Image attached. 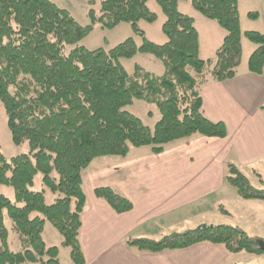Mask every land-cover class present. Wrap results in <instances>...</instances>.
<instances>
[{
    "label": "trees",
    "instance_id": "obj_1",
    "mask_svg": "<svg viewBox=\"0 0 264 264\" xmlns=\"http://www.w3.org/2000/svg\"><path fill=\"white\" fill-rule=\"evenodd\" d=\"M148 1L100 0L98 12L87 13L90 24L80 26L50 0H0V103L11 142L29 147L28 154L7 159L0 152V185L14 193L13 202L0 195V264H60L58 248L43 240L46 222L61 236L72 263L84 264L78 241L86 206L81 174L93 160L125 158L130 148L141 147L159 155L169 143L193 135L226 137L222 123L202 115L199 92L211 81L224 82L236 75L242 36L237 0H155L165 17L162 45L150 42L138 26L156 20ZM184 1L224 31L212 59L199 58L194 21L177 9ZM121 23L131 27L139 45L133 38L107 51L79 45L94 25L109 30ZM243 35L256 45L248 58V71L261 75L264 35L252 31ZM136 54L153 56L163 73L156 76L136 66L128 74L121 60ZM135 101L158 110L160 118L152 128L126 110ZM260 110L264 115V107ZM38 174L45 190L56 196L50 205L45 203L44 191L31 190ZM225 182L243 200L264 201V190L252 187L230 164ZM93 194L117 215L132 209L111 187L95 189ZM4 214L19 243L17 253L9 248ZM255 241L239 228L218 225L126 243L150 253L207 242L222 245L231 254H263Z\"/></svg>",
    "mask_w": 264,
    "mask_h": 264
},
{
    "label": "crops",
    "instance_id": "obj_2",
    "mask_svg": "<svg viewBox=\"0 0 264 264\" xmlns=\"http://www.w3.org/2000/svg\"><path fill=\"white\" fill-rule=\"evenodd\" d=\"M258 11L264 19V0ZM187 16L195 26L194 16ZM196 31L198 55L203 60ZM255 49L254 44L242 68L241 47L233 79L211 81L200 89L202 115L222 123L225 138L193 135L169 143L159 155H152L149 147L136 148L141 152L134 156L129 151L125 158L95 159L82 172L86 206L78 241L84 264H244L245 258L261 255L231 254L222 245L207 242L159 253L140 252L126 243L218 225L239 228L264 241V201L243 200L225 182L230 164L247 180L252 177L254 184L248 180L252 187L264 190V115L260 110L264 107V67L261 75L250 73L247 67ZM103 187L117 190L132 209L115 214L93 194Z\"/></svg>",
    "mask_w": 264,
    "mask_h": 264
},
{
    "label": "rangeland",
    "instance_id": "obj_3",
    "mask_svg": "<svg viewBox=\"0 0 264 264\" xmlns=\"http://www.w3.org/2000/svg\"><path fill=\"white\" fill-rule=\"evenodd\" d=\"M59 8L67 10L75 21L80 26H86L90 24L88 18V11L90 9L98 12L100 0H50ZM93 2L91 5L90 2ZM262 0H237L238 12L240 19L241 29V47H242V68L245 67V62L250 54L251 48L254 43L247 39L243 34L244 32L252 31L262 34L264 28V19L261 17V12L258 11ZM149 10L156 15V20L153 23L139 22L138 26L145 34V37L156 45H162L166 42L161 27L165 20V17L157 5L155 0H149L147 3ZM178 11L182 14H191L195 19V26L199 32L201 55L203 60L212 59L215 55V51L220 46L223 38V30L213 21L205 19L201 15L195 12L189 2H180ZM253 14L258 17L252 18ZM262 18V19H261ZM127 38H133L137 45L140 44V38L135 36L131 30V27L126 23H121L112 29H102L98 24L94 25L91 33L85 37L79 45L87 50L103 49L105 51L113 48L117 44L123 42ZM202 59V58H201ZM121 64L128 74H132L136 66L140 67L146 72L159 76L163 72V66L153 56L149 54H136L131 59L121 60ZM126 110L139 118L144 125L152 128L154 124L159 120L160 114L155 106L149 105L141 101H135L132 105L128 106ZM144 149H148L145 147ZM0 152L7 159L19 155H25L29 152L27 143L21 145H14L11 142L10 134L6 127V117L3 111V107L0 103ZM141 150L131 148L130 155L134 156L140 153ZM104 161V160H98ZM106 163V162H102ZM108 163V162H107ZM245 176V175H244ZM250 182L254 184L252 177H248ZM42 176L38 174L34 179V184L31 188L34 192L44 191L45 203L50 205L54 202L56 196L45 190L42 185ZM0 195L4 196L11 202L14 201V193L10 187L0 185ZM237 211V210H236ZM4 225L8 231V244L12 252L17 253L20 251V246L16 240V236L11 232V222L4 214ZM45 244L49 247L54 246L59 249V263L60 264H73L70 260L69 249L60 245L61 236L56 230L46 222L42 233ZM258 239V238H257ZM246 257V256H245ZM250 259V260H248ZM244 264H264V253L259 256H254L244 259Z\"/></svg>",
    "mask_w": 264,
    "mask_h": 264
},
{
    "label": "water",
    "instance_id": "obj_4",
    "mask_svg": "<svg viewBox=\"0 0 264 264\" xmlns=\"http://www.w3.org/2000/svg\"><path fill=\"white\" fill-rule=\"evenodd\" d=\"M255 243H256V245L258 246L259 249L264 251V241L263 240L258 239V240L255 241Z\"/></svg>",
    "mask_w": 264,
    "mask_h": 264
}]
</instances>
